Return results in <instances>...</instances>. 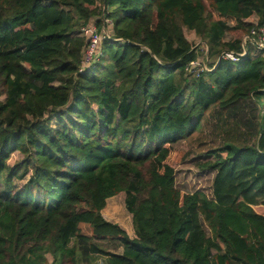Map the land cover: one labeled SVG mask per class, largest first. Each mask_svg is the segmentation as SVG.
Here are the masks:
<instances>
[{"label":"trees","instance_id":"16d2710c","mask_svg":"<svg viewBox=\"0 0 264 264\" xmlns=\"http://www.w3.org/2000/svg\"><path fill=\"white\" fill-rule=\"evenodd\" d=\"M103 12L120 41L80 72L79 31ZM261 27L264 0H0V264H264V55L248 42L191 70L198 42L239 53ZM250 99L258 135L226 116ZM207 124L213 199L178 189L168 163ZM120 193L134 238L102 213Z\"/></svg>","mask_w":264,"mask_h":264},{"label":"rangeland","instance_id":"374dc122","mask_svg":"<svg viewBox=\"0 0 264 264\" xmlns=\"http://www.w3.org/2000/svg\"><path fill=\"white\" fill-rule=\"evenodd\" d=\"M232 36L231 33H228L225 41L230 40ZM196 46H199L200 51H203L199 57V63H205V56L209 46L204 42H198ZM219 56L220 53L217 57L209 58L210 63H217ZM227 112L226 116L230 120L238 122L240 126L249 128L258 135L261 111L253 100L239 101L229 107ZM54 116L52 121L53 127L61 128L58 124L59 115ZM214 122L217 123L215 120ZM209 126L207 124V128L193 138L172 146L168 163L175 168L176 186L178 189L184 193L203 191L209 198L213 199V183L216 172L203 169L202 166L210 159L208 150L217 147L222 141L215 140L211 136ZM24 160L25 157L17 153L12 157L9 164L11 167H14L24 162ZM26 183L27 180L14 181L17 187H21ZM116 198L118 199L116 202L110 201L108 203V207L105 209V218L110 222L119 224L127 231L131 238H134L135 232L132 225V216L125 206V194L120 193ZM81 229L85 235H90L91 229L87 225H82ZM98 246L108 254H119L123 251V247L115 242H99ZM83 264H108V257L103 254L95 255L89 263L84 262Z\"/></svg>","mask_w":264,"mask_h":264},{"label":"built area","instance_id":"2783aa9c","mask_svg":"<svg viewBox=\"0 0 264 264\" xmlns=\"http://www.w3.org/2000/svg\"><path fill=\"white\" fill-rule=\"evenodd\" d=\"M100 19L103 21V26L99 29L96 21ZM113 22L105 17V13H101L98 18H94L91 23L83 26L79 31V37L86 40V46L83 50L80 72L96 67L104 57V42L107 40L120 41L114 38L112 31ZM248 42L253 43L256 48L264 55V27L259 29H252L249 35H246L242 41V49L239 53L224 50L220 53L218 61L226 60L238 62L242 57L246 56L248 52ZM210 57L205 56V63H199V60L191 63V70H196L198 73L210 72L211 68ZM217 61V62H218Z\"/></svg>","mask_w":264,"mask_h":264},{"label":"crops","instance_id":"0c3cea01","mask_svg":"<svg viewBox=\"0 0 264 264\" xmlns=\"http://www.w3.org/2000/svg\"><path fill=\"white\" fill-rule=\"evenodd\" d=\"M118 199L116 198V196L115 197H113V198H110V199H108L107 200V205H106V207H105V209L108 207V203L110 202V201H112V202H116ZM105 209L103 210V216L105 217ZM123 252V251H122ZM119 254H122V253H119Z\"/></svg>","mask_w":264,"mask_h":264}]
</instances>
